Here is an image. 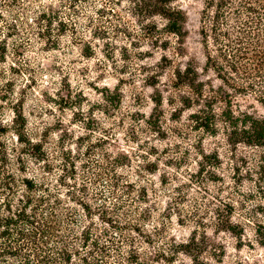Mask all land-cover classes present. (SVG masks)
<instances>
[{"label":"rangeland","instance_id":"obj_1","mask_svg":"<svg viewBox=\"0 0 264 264\" xmlns=\"http://www.w3.org/2000/svg\"><path fill=\"white\" fill-rule=\"evenodd\" d=\"M174 4L185 36L167 35L162 51L138 41L129 0H0V141L10 171L48 186L62 221L74 212L112 263L134 249L144 264H264L263 151L231 143L221 121L230 108L264 117V105L207 68L206 0ZM186 66L196 73L178 82ZM212 110L215 132L192 118Z\"/></svg>","mask_w":264,"mask_h":264},{"label":"trees","instance_id":"obj_2","mask_svg":"<svg viewBox=\"0 0 264 264\" xmlns=\"http://www.w3.org/2000/svg\"><path fill=\"white\" fill-rule=\"evenodd\" d=\"M129 1L134 4L137 32L140 33L138 41L143 42L141 38H144L147 45L169 51L172 46L170 37H176L178 41L185 36L186 15L175 6L177 0ZM157 18L159 21L155 20ZM51 21L47 19L48 23ZM200 33L207 68L235 92L255 95L264 105V0H206ZM41 34L47 36V42H53L48 27ZM191 70L186 66L183 73L175 71L177 81ZM192 72L196 73V70ZM116 100L121 104L119 96ZM192 118L199 128L216 131L215 111L196 113ZM221 121L226 125L231 143L263 151L257 166L259 179L264 181V117L247 112L237 114L230 108L222 115ZM28 142L32 150L39 148V145ZM6 150L7 145L0 141V264H144L134 249L127 251V255L120 251L119 256L124 262L119 258L114 263L108 261V248L101 244L92 229L75 220L74 212L65 214L67 219L62 221L54 206L58 199L53 200L48 186H40L29 179L20 180L10 171L12 164ZM19 183L26 188L28 195L22 193ZM50 200L53 203H49ZM79 204L85 218L93 217L91 207L82 201ZM106 216L101 220L111 224V219ZM65 228L67 234H64Z\"/></svg>","mask_w":264,"mask_h":264}]
</instances>
